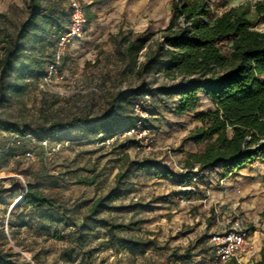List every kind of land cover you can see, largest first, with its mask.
<instances>
[{"label": "rangeland", "instance_id": "374dc122", "mask_svg": "<svg viewBox=\"0 0 264 264\" xmlns=\"http://www.w3.org/2000/svg\"><path fill=\"white\" fill-rule=\"evenodd\" d=\"M172 1L81 0L85 14L95 17L63 51L52 75L48 67L68 11L41 16L29 28L5 78L0 121L27 125L28 134L74 116L87 115L90 122L51 134L46 149L29 141L6 146L11 134L0 127V264H208V237L236 219L248 232V245L229 264H264V161L256 158L237 175L190 173L184 168L188 152L204 147L190 138L200 126L194 114L209 105L203 99L194 112L173 113L178 98L163 88L177 80L164 73L165 55L140 70L169 23ZM207 1L215 14L239 7L253 29L264 31V15L256 12L264 0ZM27 16V0H0V58ZM128 43L136 47L134 57ZM142 80L158 89L147 104L151 148L143 150L132 139L106 143L131 124L123 120L91 133L93 119L108 106L107 93ZM123 103L129 111V101ZM144 159L157 168L134 164ZM84 177L93 183L81 182ZM28 183L52 198L55 208L24 203ZM99 196L108 197L112 208L86 218ZM108 224L126 227L113 229L112 237Z\"/></svg>", "mask_w": 264, "mask_h": 264}, {"label": "trees", "instance_id": "16d2710c", "mask_svg": "<svg viewBox=\"0 0 264 264\" xmlns=\"http://www.w3.org/2000/svg\"><path fill=\"white\" fill-rule=\"evenodd\" d=\"M27 8L26 20L15 36L8 40L4 55L0 58V102L6 99L5 78L21 56L22 40L29 34V28L36 26L41 16L54 17L67 10L68 21L57 32V50V41L69 26L67 0H27ZM256 12L264 15V3L256 5ZM86 16L88 24L95 14L87 11ZM133 49H136L134 43H128L126 50L132 56ZM162 55L167 59L165 75L177 80L174 85L163 88L178 98L173 107L174 114L194 112L200 100L209 101L206 110L195 112L194 118L200 122V126L190 133V138L196 144L204 142V147L200 151L188 152L184 168L190 173L195 169L204 176L215 171L237 175L241 168L256 158L264 161V31L253 29L252 22L239 7H229L215 14L207 0H173L169 23L155 48L141 64V72L148 71ZM54 59L55 55L51 63ZM157 90L151 89L142 80L132 88L108 92V106L93 119V124L88 127L90 132L95 133L102 126L110 124V127L112 122L121 120L131 123L125 129L133 126L138 120L132 113L133 103L139 101L142 108L148 111L147 104ZM145 94H149L150 99H145ZM126 100L129 101V111L123 103ZM88 122L90 118L87 115L74 116L46 126L39 125L32 134L41 140L57 131ZM0 127L10 134L19 135L28 134L31 130L27 125L19 126L14 122L0 121ZM134 164L138 168L146 165L157 168L156 162L147 159ZM81 182L92 184L93 179L84 177ZM116 191V188L112 189V192ZM22 198L29 206L55 208L52 198L34 189L30 183ZM107 198L99 196L91 201L86 218L92 219L101 211L111 209ZM261 216L264 219V210ZM132 224L136 225L137 222ZM108 227L113 237V229H124L126 226L108 224ZM126 242L133 246L141 244L133 239H126ZM260 256L264 263V247L260 250Z\"/></svg>", "mask_w": 264, "mask_h": 264}, {"label": "built area", "instance_id": "2783aa9c", "mask_svg": "<svg viewBox=\"0 0 264 264\" xmlns=\"http://www.w3.org/2000/svg\"><path fill=\"white\" fill-rule=\"evenodd\" d=\"M67 4L70 10L69 26L57 41L55 59L48 67V75L56 72L60 58L66 47L85 32L87 20L81 0H67ZM144 98L150 99V95L145 94ZM132 113L138 117L137 122L133 126L113 135L110 139L107 138L105 142L132 139L139 148L149 150L152 146V138L146 122L149 115L148 111L142 108L139 101H135L132 105ZM26 141L31 143L38 142L46 149L48 140L47 138L38 140L32 134H11L10 139L6 142V146H21ZM25 155L31 156L32 154L30 151H27ZM241 224V221L236 219L225 230L213 233L208 237L207 244L210 251L208 264H229L237 261V253L248 245V232Z\"/></svg>", "mask_w": 264, "mask_h": 264}, {"label": "crops", "instance_id": "0c3cea01", "mask_svg": "<svg viewBox=\"0 0 264 264\" xmlns=\"http://www.w3.org/2000/svg\"><path fill=\"white\" fill-rule=\"evenodd\" d=\"M207 103L209 102L207 99H204ZM208 105H209V103H208ZM249 164V163H248Z\"/></svg>", "mask_w": 264, "mask_h": 264}, {"label": "bare ground", "instance_id": "6f19581e", "mask_svg": "<svg viewBox=\"0 0 264 264\" xmlns=\"http://www.w3.org/2000/svg\"><path fill=\"white\" fill-rule=\"evenodd\" d=\"M19 201V199L16 200V203ZM21 202V201H20Z\"/></svg>", "mask_w": 264, "mask_h": 264}]
</instances>
